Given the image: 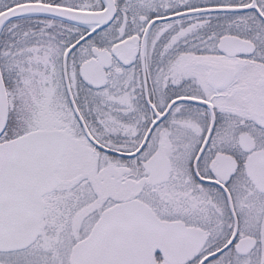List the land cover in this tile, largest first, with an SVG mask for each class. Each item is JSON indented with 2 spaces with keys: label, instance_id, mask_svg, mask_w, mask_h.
<instances>
[{
  "label": "snow or ice",
  "instance_id": "1",
  "mask_svg": "<svg viewBox=\"0 0 264 264\" xmlns=\"http://www.w3.org/2000/svg\"><path fill=\"white\" fill-rule=\"evenodd\" d=\"M0 264H264V0H0Z\"/></svg>",
  "mask_w": 264,
  "mask_h": 264
}]
</instances>
